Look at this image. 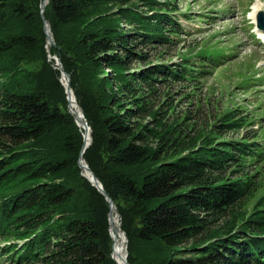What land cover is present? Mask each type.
Masks as SVG:
<instances>
[{
  "label": "trees",
  "instance_id": "obj_1",
  "mask_svg": "<svg viewBox=\"0 0 264 264\" xmlns=\"http://www.w3.org/2000/svg\"><path fill=\"white\" fill-rule=\"evenodd\" d=\"M41 2L0 0V264H116L109 206L80 174L84 129L48 52L70 76L91 131L82 157L114 202L130 264H264V208L231 216L251 196L234 174L264 160L259 143L214 141L234 128L221 118L209 136L184 134L187 116L168 121L152 99L197 84L216 50L149 62L185 34L169 0H48L47 52Z\"/></svg>",
  "mask_w": 264,
  "mask_h": 264
},
{
  "label": "rangeland",
  "instance_id": "obj_2",
  "mask_svg": "<svg viewBox=\"0 0 264 264\" xmlns=\"http://www.w3.org/2000/svg\"><path fill=\"white\" fill-rule=\"evenodd\" d=\"M157 1L162 4L165 0ZM169 1L178 9L173 16L183 27L185 34L179 38L171 37L172 44L169 48L148 50L149 62L159 60L156 57L164 50L168 54L162 59L169 60L168 56H171L172 62H179L186 53L192 57L191 60L205 51L216 50V54L211 65L207 62L208 65L194 68L202 73L196 75L197 84L181 82L171 84L170 88L159 87V95H154L152 99L157 97L158 100L154 102L160 105L162 113H166L168 121L187 116V120L180 126L184 132L187 131L184 134L193 136L204 132L203 136H209L207 133L217 130L215 124L230 122L234 128L225 132L221 138L210 135L213 140L216 137L214 141L242 140L249 144L259 143L260 151L264 153V30L257 28L259 11L251 18L256 1L262 5L260 12L264 15V0ZM184 14L191 19L186 20ZM206 14L211 20L206 19ZM203 15V20H200ZM120 26L122 29L131 27L124 21H121ZM53 57L55 56L48 59L55 64ZM218 61L219 63H215ZM146 65L133 63L132 67L138 69ZM40 67L39 61L31 64L32 69L38 70ZM58 77L62 84L61 74ZM219 118L222 121L219 122ZM200 130L202 131L197 133ZM234 175H240L236 179L248 183L247 190L249 188L251 192V196L235 207L236 211L231 215L232 219L240 221L249 216L250 212L257 213L264 208V160L249 161L240 168V173ZM223 225L224 223L221 227ZM3 245L5 243L0 242V247Z\"/></svg>",
  "mask_w": 264,
  "mask_h": 264
},
{
  "label": "water",
  "instance_id": "obj_3",
  "mask_svg": "<svg viewBox=\"0 0 264 264\" xmlns=\"http://www.w3.org/2000/svg\"><path fill=\"white\" fill-rule=\"evenodd\" d=\"M48 0H43L40 4V17H41V20H42V23H43V30H44V33H45V36H46V40H47V45L49 43V45H54V41H53V36H52V31H51V27H50V24L49 22L45 19L44 17V7L45 5L47 4ZM256 22H257V28L260 29V30H264V15L263 13L259 12L258 13V16H257V19H256ZM48 57H50L48 55ZM54 60H55V66L56 68L59 70L60 74H61V79L64 77L65 79V82H62V85L64 87V90H65V94H66V99H67V104H68V112L70 113L69 111V105H70V98H71V95L73 96V92L71 90V87H70V76L69 74H67L64 69H63V66L60 62V60L56 57H53ZM74 102L76 103V105L78 106L76 100H75V97H74ZM78 110L80 112V115L83 119V122H84V127L85 129H89L90 131V128L89 126L87 125V122L84 118V115H83V112L82 110L80 109V107L78 106ZM76 123V122H75ZM77 124V123H76ZM78 125V124H77ZM91 133V131H90ZM91 143V137H90V142L88 144V146L90 145ZM88 146H85L84 145V141L82 143V146H81V149H80V152H79V157H78V167L80 169V172H81V169L83 168L82 166V161L84 162V159L82 157L83 155V152L85 151V149L88 147ZM85 163V162H84ZM85 166L86 168L88 169V171L91 173L92 175V178L90 180H87L91 183L92 186H94L96 188V190L104 197V199L106 200V202L108 203V206H109V212H108V220H109V217H110V213L111 211H114L116 210L115 209V205H114V202L113 200L109 197V195L107 194V192L105 191V189L102 187L101 183L99 182V180L97 179V177H95V175L91 172V170L88 168V166L86 165L85 163ZM82 175V173H81ZM83 176V175H82ZM84 177V176H83ZM118 215V213L116 214ZM108 228H109V225H108ZM121 231V230H120ZM121 233L123 234V236L125 237V234L123 231H121ZM126 251V256H127V250ZM125 264H130L127 260L125 261Z\"/></svg>",
  "mask_w": 264,
  "mask_h": 264
},
{
  "label": "bare ground",
  "instance_id": "obj_4",
  "mask_svg": "<svg viewBox=\"0 0 264 264\" xmlns=\"http://www.w3.org/2000/svg\"><path fill=\"white\" fill-rule=\"evenodd\" d=\"M43 1V0H42ZM262 4V3H261ZM262 5H260L257 1L253 6V10L251 11V18H254V15L256 12L262 10L260 9ZM262 12V11H261ZM49 43L47 45V40H46V50L48 52V48H49ZM48 55L50 56L49 52ZM51 57V56H50ZM48 57V58H50ZM62 82H65L64 77L62 78ZM70 105H69V111L70 113L74 116V120L75 122L78 124L77 126L79 128H83L84 132H83V141H84V145L88 146L89 142H90V131L89 129H85L84 127V122L83 119L80 115V112L78 110V106L76 105V103L74 102V95H71L70 98ZM82 169H81V173L84 177H86L88 180H90L92 178L91 173L88 171V169L85 166V163L82 161ZM117 212L116 210L111 211L110 213V217H109V231H110V235L112 238V252H111V257L112 259L116 262V264H125L126 261V237L123 236V234L121 233V229L119 227L120 223H119V219H118V215H116Z\"/></svg>",
  "mask_w": 264,
  "mask_h": 264
}]
</instances>
